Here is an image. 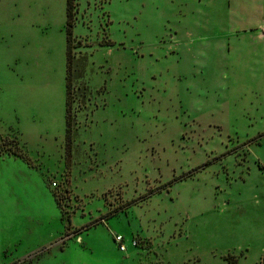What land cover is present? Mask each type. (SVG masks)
I'll use <instances>...</instances> for the list:
<instances>
[{"label": "rangeland", "instance_id": "1", "mask_svg": "<svg viewBox=\"0 0 264 264\" xmlns=\"http://www.w3.org/2000/svg\"><path fill=\"white\" fill-rule=\"evenodd\" d=\"M65 23L0 0V264H260L264 0H73L69 145Z\"/></svg>", "mask_w": 264, "mask_h": 264}, {"label": "trees", "instance_id": "2", "mask_svg": "<svg viewBox=\"0 0 264 264\" xmlns=\"http://www.w3.org/2000/svg\"><path fill=\"white\" fill-rule=\"evenodd\" d=\"M72 26H73V0H66V23H65V32H66V112H65V122H66V138L67 145L70 144V118L69 110L67 104V91H68V72H69V60L71 52V42H72ZM234 264V263H228ZM260 264H264V253L260 258Z\"/></svg>", "mask_w": 264, "mask_h": 264}, {"label": "built area", "instance_id": "3", "mask_svg": "<svg viewBox=\"0 0 264 264\" xmlns=\"http://www.w3.org/2000/svg\"><path fill=\"white\" fill-rule=\"evenodd\" d=\"M262 31H263V34H264V28L262 29ZM114 240L118 244V248L120 250H124L125 249V245L123 244L121 235H119V234L114 235ZM133 243H134V241H133Z\"/></svg>", "mask_w": 264, "mask_h": 264}, {"label": "crops", "instance_id": "4", "mask_svg": "<svg viewBox=\"0 0 264 264\" xmlns=\"http://www.w3.org/2000/svg\"><path fill=\"white\" fill-rule=\"evenodd\" d=\"M63 30L65 31V24L63 25ZM65 36H66V34H65ZM64 75H66V70H65V74ZM64 78H65V76H64ZM64 86H65V83H64Z\"/></svg>", "mask_w": 264, "mask_h": 264}]
</instances>
